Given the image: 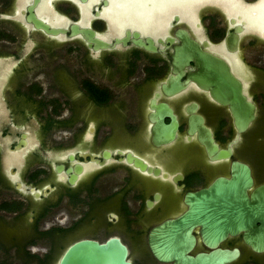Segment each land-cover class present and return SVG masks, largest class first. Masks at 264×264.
Here are the masks:
<instances>
[{
  "label": "flooded vegetation",
  "instance_id": "obj_1",
  "mask_svg": "<svg viewBox=\"0 0 264 264\" xmlns=\"http://www.w3.org/2000/svg\"><path fill=\"white\" fill-rule=\"evenodd\" d=\"M260 8L264 0H0V264H59L80 240L112 239L134 264H172L156 259L149 236L189 209V193L243 162L251 199L264 184V160L246 155L264 112ZM240 101L255 107L242 130ZM159 131L175 133L159 141ZM192 232V254L222 240L240 251L228 264H264L244 232Z\"/></svg>",
  "mask_w": 264,
  "mask_h": 264
},
{
  "label": "water",
  "instance_id": "obj_2",
  "mask_svg": "<svg viewBox=\"0 0 264 264\" xmlns=\"http://www.w3.org/2000/svg\"><path fill=\"white\" fill-rule=\"evenodd\" d=\"M235 106L246 111L235 116L237 122L242 124V130L255 119V107L252 104L246 106L241 101ZM197 121L202 122L200 118ZM174 133L171 131L169 138L163 131L155 135L157 140L165 141L173 138ZM199 136L212 148H217L211 131H201ZM253 185L254 177L248 164L234 162L230 179L220 177L209 188L189 193V209L177 220L167 221L150 232L149 245L153 255L160 262L172 264H228L239 256L238 249L218 247L222 240H205L213 250L192 254L196 244L192 231L199 224L203 234L208 237L244 232L249 239L245 242L255 252L264 251V184L256 187L250 199L247 190ZM257 223H261V226H257ZM128 257V247L120 240L112 239L105 243L80 240L68 248L59 264H134Z\"/></svg>",
  "mask_w": 264,
  "mask_h": 264
},
{
  "label": "rangeland",
  "instance_id": "obj_3",
  "mask_svg": "<svg viewBox=\"0 0 264 264\" xmlns=\"http://www.w3.org/2000/svg\"><path fill=\"white\" fill-rule=\"evenodd\" d=\"M250 146L246 155L253 163L258 165L264 160V112L258 116L256 125L250 133Z\"/></svg>",
  "mask_w": 264,
  "mask_h": 264
},
{
  "label": "bare ground",
  "instance_id": "obj_4",
  "mask_svg": "<svg viewBox=\"0 0 264 264\" xmlns=\"http://www.w3.org/2000/svg\"><path fill=\"white\" fill-rule=\"evenodd\" d=\"M231 3V2H230ZM262 5V4H261ZM254 9H257V8H254ZM258 10V9H257ZM257 20L264 23V9H261L260 8V12L259 14L257 15Z\"/></svg>",
  "mask_w": 264,
  "mask_h": 264
}]
</instances>
